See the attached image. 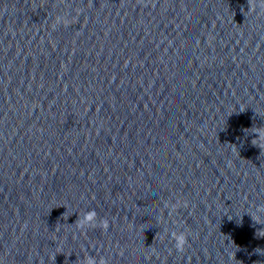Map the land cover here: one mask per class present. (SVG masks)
I'll return each mask as SVG.
<instances>
[{
    "label": "water",
    "instance_id": "1",
    "mask_svg": "<svg viewBox=\"0 0 264 264\" xmlns=\"http://www.w3.org/2000/svg\"><path fill=\"white\" fill-rule=\"evenodd\" d=\"M88 258L264 264V0H0V264Z\"/></svg>",
    "mask_w": 264,
    "mask_h": 264
},
{
    "label": "clouds",
    "instance_id": "2",
    "mask_svg": "<svg viewBox=\"0 0 264 264\" xmlns=\"http://www.w3.org/2000/svg\"><path fill=\"white\" fill-rule=\"evenodd\" d=\"M95 218H96L95 211H89L83 219L78 220V225L81 228H83L87 224H92L95 221ZM105 226H106V222H105ZM174 239L176 241V245H175L176 248L178 250H183V246L186 243L185 235L183 233L175 234ZM87 264H97V262L92 258H88ZM101 264H106V261H102Z\"/></svg>",
    "mask_w": 264,
    "mask_h": 264
}]
</instances>
